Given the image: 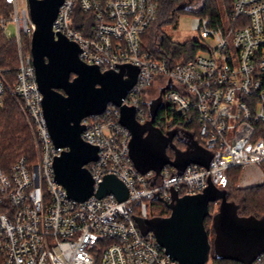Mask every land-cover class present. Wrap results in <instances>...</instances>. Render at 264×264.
<instances>
[{
	"label": "built area",
	"instance_id": "built-area-1",
	"mask_svg": "<svg viewBox=\"0 0 264 264\" xmlns=\"http://www.w3.org/2000/svg\"><path fill=\"white\" fill-rule=\"evenodd\" d=\"M4 1L10 11L0 15V30L15 42L17 66L10 85L0 69V103L8 90L19 102L37 154L32 161L21 156L6 169L0 162V264H96L97 259L99 264H179L153 232H142L133 214L148 217L146 200L155 194L169 202L172 190L179 196L196 194L208 179L223 188L235 166L258 168L264 180V0H230L226 21L193 16L201 47L185 61L156 55L144 43L162 0H63L52 28L78 43L83 61L101 70L138 66L136 82L122 100L135 107L136 121L144 124L150 117L142 98L146 90L155 85V98L163 88L170 114L155 126L179 127L182 121L174 116L192 114L197 142L211 153L207 167L190 163L178 174L166 164L158 175L141 173L129 153L131 132L119 121V107L109 103L102 113L81 120V137L98 147L97 159L85 166L94 189L106 174L122 180L128 188L123 201L113 193L77 201L55 179L53 159L68 147L53 144L43 116L28 0ZM77 7L90 16L83 23L87 33L73 25ZM205 264L219 263L209 258ZM250 264H264V252Z\"/></svg>",
	"mask_w": 264,
	"mask_h": 264
},
{
	"label": "water",
	"instance_id": "water-1",
	"mask_svg": "<svg viewBox=\"0 0 264 264\" xmlns=\"http://www.w3.org/2000/svg\"><path fill=\"white\" fill-rule=\"evenodd\" d=\"M63 0H28L29 12L35 28L30 52L35 78L42 93V112L55 146H66L53 159L54 177L67 195L83 201L90 195L102 197L113 193L119 201L128 197V188L115 174H106L94 189L90 171L85 166L97 159L98 147L81 137V120L91 114L102 113L109 103L120 109L119 121L130 132L129 153L135 167L145 173H160L166 164L183 173L190 163L208 166L210 151L197 141L187 142L186 149L173 143L175 133H162L153 125L162 103V91L149 102V119L136 121L134 106L122 104L127 91L135 84L138 66L120 65L118 70H101L79 57L80 47L74 40L52 28ZM170 82V81H169ZM169 86V84H168ZM174 151L170 158L167 148ZM154 200L163 201L158 194ZM170 212L166 216L133 218L143 233L153 232L166 253L179 264H205L212 251L217 259L250 264L264 252V215H241L240 205L227 199L226 191L208 179L199 193L179 196L171 192V201H163ZM212 203H218L215 213ZM131 210V205H128ZM212 220L214 238L210 240L205 218Z\"/></svg>",
	"mask_w": 264,
	"mask_h": 264
},
{
	"label": "trees",
	"instance_id": "trees-1",
	"mask_svg": "<svg viewBox=\"0 0 264 264\" xmlns=\"http://www.w3.org/2000/svg\"><path fill=\"white\" fill-rule=\"evenodd\" d=\"M230 1V0H222ZM196 2V1H195ZM162 0L157 12L156 19L146 33L143 40L146 48L156 55H165L174 58L177 61H185L195 55L201 45L195 39H189L184 42H177L166 34L162 27L164 25H174L177 23V11L182 10L188 13H196V16L207 17L211 20H217L221 16L217 0ZM229 4V3H228ZM226 7L225 11H227ZM10 7L4 0H0V15H6ZM90 16L83 13L79 7L76 8L73 25L81 31H85L83 23H87ZM85 33H87L85 31ZM28 46V42H27ZM16 46L12 38H4L0 30V69L4 70L7 78L10 80L15 75L16 69ZM143 104L149 114V104L146 101V94L142 95ZM0 162L3 168H7L17 158L24 156L31 159L34 154V138L30 132L28 124L22 119L16 104L11 96L6 92L0 103ZM169 116V106L162 101L156 114L153 125L157 119L162 116ZM150 116V115H149ZM174 119L181 120V126L161 130L162 133L174 132L173 143L180 149H186V143L197 141V123L190 114V117L183 118L175 115ZM176 123V122H175ZM179 142L184 144L179 145ZM264 168V162L261 164ZM242 166H235L228 170L227 182L223 189L226 191L227 199L240 205L239 212L245 215H254L260 217L264 215V192L256 191L255 187L241 188L237 185V179ZM264 188V180L261 184ZM259 196H262L258 198ZM260 199V200H259ZM260 203V206H254ZM251 203V204H250ZM169 211L167 212V215ZM164 216V215H163ZM166 216V215H165ZM206 221V219H205ZM204 221V223H205ZM208 230L207 225L205 224ZM241 264L240 262H237Z\"/></svg>",
	"mask_w": 264,
	"mask_h": 264
},
{
	"label": "rangeland",
	"instance_id": "rangeland-1",
	"mask_svg": "<svg viewBox=\"0 0 264 264\" xmlns=\"http://www.w3.org/2000/svg\"><path fill=\"white\" fill-rule=\"evenodd\" d=\"M197 2V0H193V2ZM195 2V3H196ZM218 3V7L220 10V14L223 18L224 21L227 20L226 18V7H229L230 1H222V0H217ZM10 11V10H9ZM9 12H7V14L5 16H8ZM2 15V14H1ZM196 13H188L182 10H178L177 11V23L176 26L174 25H164L162 27V30L168 34L173 40L177 41V42H184L187 41L189 39H199L200 38V30L198 28H192V23H191V18L193 16H196ZM11 28V31L13 33L14 31V26L10 25L9 26ZM4 38H6L4 36ZM205 42L209 45H213V42L210 39H205ZM17 62V53H16V61ZM17 66V63L16 65ZM6 75V74H5ZM8 76V75H7ZM7 76H5V78L7 79V84L10 85L12 83L13 77L9 80L7 78ZM14 76V75H13ZM156 87L155 85H152L148 90H146V101L149 102V100H151L153 98V96L157 95L156 92ZM11 98L13 99L14 103L16 104L19 112L21 113L22 119L28 124L30 132L33 136V130L31 128V124L30 121L26 115V113L24 112L23 108L21 107V105L19 104V102L15 99V97L9 92H7ZM1 115V114H0ZM34 138V136H33ZM35 140H34V146H35ZM180 146H183L184 144H182L181 142H179ZM34 154L33 157L30 159L31 161L35 159L36 154H37V148L36 146L34 147ZM167 154L170 156V158L174 157V151L168 147L167 148ZM262 170H264L263 167H261ZM263 176L260 174L259 169L255 168L253 166H243L241 171L239 172V176L237 179V185L241 188H251L252 186H256L255 187L256 191L259 192H264V188L259 185L263 182ZM247 180H249L247 184H245L244 182H247ZM262 196H259L258 198H260ZM260 200V199H259ZM147 203V211H148V217H160V216H165L167 215V212L169 210L168 207H166V205L163 202L157 201V200H146ZM251 204V203H250ZM252 204H255L254 206H260V203H255L253 202ZM218 210V203L212 204L210 207V211L212 213H215ZM134 213L138 212V209L136 207H134L133 209ZM241 215H245L244 212H239ZM205 224L208 227V233H209V238L210 240H212L214 238V231L212 229V220L210 217L205 218ZM210 259L211 261L217 262L219 264H238V261H234V260H226V259H217L214 257L213 252H210ZM96 264H99V259H97Z\"/></svg>",
	"mask_w": 264,
	"mask_h": 264
},
{
	"label": "flooded vegetation",
	"instance_id": "flooded-vegetation-1",
	"mask_svg": "<svg viewBox=\"0 0 264 264\" xmlns=\"http://www.w3.org/2000/svg\"><path fill=\"white\" fill-rule=\"evenodd\" d=\"M149 102H150V100H149ZM149 102H148V104H149ZM243 215V214H242Z\"/></svg>",
	"mask_w": 264,
	"mask_h": 264
}]
</instances>
